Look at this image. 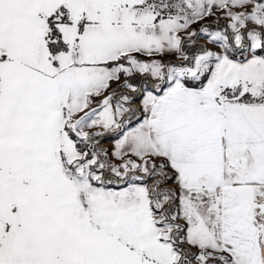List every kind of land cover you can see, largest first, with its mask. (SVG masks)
I'll list each match as a JSON object with an SVG mask.
<instances>
[{"label": "snow or ice", "instance_id": "obj_1", "mask_svg": "<svg viewBox=\"0 0 264 264\" xmlns=\"http://www.w3.org/2000/svg\"><path fill=\"white\" fill-rule=\"evenodd\" d=\"M0 264H264V0H0Z\"/></svg>", "mask_w": 264, "mask_h": 264}]
</instances>
